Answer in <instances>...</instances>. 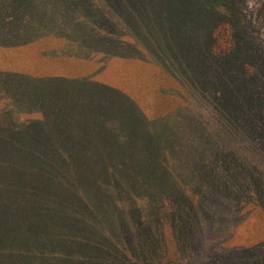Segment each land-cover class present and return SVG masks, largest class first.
Wrapping results in <instances>:
<instances>
[{
	"label": "rangeland",
	"instance_id": "374dc122",
	"mask_svg": "<svg viewBox=\"0 0 264 264\" xmlns=\"http://www.w3.org/2000/svg\"><path fill=\"white\" fill-rule=\"evenodd\" d=\"M87 1L100 13V16L94 15L91 25L86 21L90 16L73 14L69 18L72 22H79L78 27H71L73 32L68 30L61 34L54 29L49 34L51 37L44 38L45 31L40 40L31 34L24 44L11 48L0 46V72L11 71L38 79L48 76L68 79L69 82L63 83L69 89L64 87L56 94L59 97L79 96L90 103L74 112L75 122L84 128V116L89 118L94 111L95 116L100 115L95 120V129L102 131L95 135L99 137L103 131H115L117 136L108 139L115 145L123 144L117 139L120 133L135 130L140 114L148 117L144 125L146 128H158L162 133L172 132L175 135L173 142L179 143L180 150L183 146L187 151L197 149L196 142L199 140L203 142L202 146H209V133H213L214 140L219 136V141L224 143L220 151L214 147L215 160L227 164L219 175L224 177L227 169L229 177L223 180H228L230 184L241 183L243 188L236 192L215 188L214 202L210 201V208L205 210L212 211L211 219L216 222L217 230L209 237L204 264H221L228 256L231 262L232 247H248L264 242V191L259 201L251 199L253 187L260 186L261 182L264 184V0ZM32 5V15L35 16L40 9H37L34 0ZM52 13L59 15L61 11L53 10ZM227 20L237 29L236 47L233 44L231 48L225 47L221 43L219 31ZM92 26L94 31L88 33ZM81 30L85 32H79ZM2 36L1 43L4 44L8 36L6 33ZM82 46L89 49L79 50ZM42 51L54 52L60 62L41 58ZM69 57L77 64L63 62ZM17 80L22 86L20 79ZM2 90H6L5 84ZM16 94L3 93L6 97ZM25 94L35 95L21 93ZM133 102L137 104L138 111L133 108ZM109 103L116 109L118 117L105 113ZM20 116V121L31 118V115ZM35 116L40 118L41 114L35 113ZM186 137L190 140L185 142ZM167 141L165 144L170 143V140ZM104 142L102 139L89 140L91 146L108 144ZM200 149L202 147L196 152ZM95 165L90 171L85 164H78L75 172L68 173L65 177L67 184H64L77 190L70 196L66 194L68 197L63 199L67 210L60 206L44 207L49 215L47 221H42L44 212L40 213L38 206L35 208L32 205L31 198L24 197L27 200L24 202L21 192L36 197L34 185L19 179L18 174L11 177V191L0 185V264H9L10 260L28 263L32 254L44 264L53 262L57 258L53 257V244L59 239L66 246L63 249L69 251V213L74 215L77 211L81 220L86 218L83 227L86 228V222H89L95 230L89 237L86 231L88 239L100 245L99 251L107 249V253L97 254L92 264H161L166 254L175 252L182 223L163 217L153 226L148 220L150 213L146 202L141 216L147 224L141 230H133L132 211L136 208L131 200L134 191L131 182L137 184L132 181L137 174L136 166L133 164L128 179L110 180L112 187L110 193H106L95 176ZM113 165L118 167L117 163ZM216 168L218 170L219 167ZM74 173L77 175L74 176ZM145 181H142L141 187H144ZM23 187L32 189L24 190ZM119 187L126 190L124 194L114 193ZM65 192L68 190L54 187L50 201L63 202L60 197ZM80 192L86 195L84 200H87L83 210L73 204L77 200L76 193ZM186 193L171 194L172 200L164 209L165 216L170 218L176 214L175 218L182 217V210H186L185 201L194 200L193 193ZM50 201L45 198L42 203ZM12 203L13 208L19 205L22 208V213L13 223L7 221L3 214L12 209ZM215 203L218 205L215 206ZM115 208L124 209L121 221L111 215ZM106 214L111 220L105 217ZM24 218L29 224L27 228L18 224H24ZM114 220L121 223L115 224ZM107 227L110 231H106ZM157 236L159 255L155 259L150 249L154 248L153 239ZM24 240H29L33 249L28 254H22ZM81 245L83 249V243ZM144 245L150 253L142 255L141 260L136 259L134 252L142 250ZM4 246L8 249L4 250ZM87 251L86 248V254ZM13 255H16L15 258L11 257ZM59 259L72 263L88 260L91 264L93 256L82 258L68 252ZM188 264H193V261Z\"/></svg>",
	"mask_w": 264,
	"mask_h": 264
},
{
	"label": "trees",
	"instance_id": "16d2710c",
	"mask_svg": "<svg viewBox=\"0 0 264 264\" xmlns=\"http://www.w3.org/2000/svg\"><path fill=\"white\" fill-rule=\"evenodd\" d=\"M34 1L37 9H40V12L35 16L32 15L33 0H0V29L3 28L0 32V46L11 48L24 44L26 43V38L30 37L31 34L40 40L43 37L42 32L44 33L45 31L44 38L51 37L49 34L54 29L60 31L61 34L68 30L69 32H73L71 27L79 26L78 21L72 22L69 18L73 14L90 16L86 19L90 25L92 24L94 15L100 16V13L95 11L96 7L87 0H81L80 3L72 2L73 0ZM53 10L61 11V13L57 15V13H52ZM34 20L36 21L33 22ZM227 21L225 24H222V30L219 31L221 43L225 47L231 48L232 44L236 47L237 38H235V33H237V29L231 21ZM94 26H92L90 31L87 30V32L94 31ZM79 32L83 33L85 31L81 30ZM4 33L8 36V40L2 44V34ZM53 38L57 37L53 35ZM238 41L241 44L239 35ZM85 47H79V50L89 49ZM17 78L23 83L22 86ZM66 81L69 82L68 79L54 76L38 79L11 71L0 72L1 187L7 191L9 189L11 191V177L17 174L19 175V179H25L34 185L36 187L34 189L37 193L35 194L36 197H30V193H21L23 198L32 199V205L35 208L38 206L37 208L40 213L41 211L44 212L42 221H47L49 215L45 213L44 207L60 206L66 209V202L63 199L68 197L66 194L70 196L74 193V190H77L74 188L72 190V187L66 185L65 177L68 176V173L72 174L75 172L78 164H85L90 171L92 165L98 164L95 165L97 166V171L94 170L96 172L95 176L98 178L100 184H102L106 193H110L109 190L112 187L110 180L128 179L134 164L137 174L133 176L132 181L135 180L137 184L133 185L131 182L134 190L131 200H133L132 203L136 208L134 212L132 211L134 220L133 230H141L147 224V221L141 216L143 214L142 206L146 202L150 213L148 220L153 226L157 220H161L164 217L166 220H176V223L180 221L183 227L180 234H178V241L174 248L175 252L166 254L161 264H188L190 261H193V264H204L206 261V248L209 246V237L212 232H216L217 230L216 222L214 223V219H211L212 211L207 212L205 210L210 208L211 202H214L212 198L215 188L219 187L220 191H222V188H226L225 192H228V190L236 192L243 188L241 183L236 185L235 183H228V180H223L229 177L227 176V169L224 177L219 175L220 170L226 167L227 164L224 165L225 162L215 160L214 147L220 151L224 142L219 141V136H216L214 140L213 133H209V138L207 139V143L210 144L209 146H202L203 142H199L200 140L197 141L198 143L196 142L197 149L202 147L199 152H196L197 149L194 148L191 151H187L184 146L180 150V148L178 149L179 143L175 144L173 142L175 135L172 132L162 133L158 128H151V130L148 127L146 128L144 125L148 117L140 114V120L135 123V130L129 129L119 134L117 139L121 140L123 144H112L108 139H113L117 136L115 131H103V135L99 137L95 135H98L102 131L97 130V128L95 129V120L99 119L100 115L95 116L94 111L91 112L89 118L88 116H84V120H82L85 124L84 128H80L78 123H76L74 112L85 104L89 105L90 103L85 102L79 96L59 97L56 92L63 91L62 88L64 87L67 88L66 86L68 85L65 86ZM3 84H5L6 90H2ZM4 92L17 94L16 96L6 97L3 95ZM21 93L35 95H21ZM132 106L138 111L137 104L134 105L133 102ZM108 107L110 110L106 109L105 113L107 112L113 118L119 116L112 104L109 103ZM35 113H40L41 117H33ZM20 114H24L27 117L31 115V118H29L30 120L20 121ZM109 132L112 133L107 134ZM133 138L135 139L132 141L133 144L128 145L129 141ZM91 139L95 141L102 139L108 144L91 146L89 144V140ZM167 140H170V143L165 144L168 142ZM187 140H190V138L186 137L185 142ZM213 143L219 145L215 146ZM114 163H117L118 167L117 165H113ZM68 167L69 169H67ZM216 167H219L218 170ZM78 173L80 172L78 171ZM76 175L74 173V176ZM145 179L144 187H141L142 181ZM56 186L68 190V192H65L60 197L63 202L50 201V197L53 195V190ZM23 188L24 190L28 188L32 189L31 187ZM118 190L119 192H116ZM125 191V189L122 190L119 187L114 193L124 194ZM263 191L264 184L261 182L260 186L253 187V197L251 199L259 201L260 196L263 195ZM174 192H177V195H180L182 192L184 195L188 194L186 192H189V194L193 193L194 200L190 202L185 201L186 210H182L181 218H175L176 214L169 218L164 213V209L169 206V201L172 200L171 194ZM76 194L77 200H74L73 204L78 209L83 210L84 202H87V200H84L86 195L81 192ZM25 198L24 202L27 201ZM45 198H48L50 203H42ZM206 203L208 204L205 205ZM217 205L215 203V206ZM13 206L14 203L10 204V208L12 209L9 212L3 213L8 218L7 221L11 223L22 213L20 205L17 208H13ZM215 209L216 207L213 211ZM1 210L2 204L0 205ZM123 211L124 209L118 210L115 208V212H112L111 215L113 214L116 219L121 221L122 215L125 214ZM76 213L74 215L69 213L71 227L68 231L66 230L68 233L67 247L69 251L63 249L66 246L60 242V239L57 240L53 244V257L57 258H54L53 262L48 261V264H89L88 260L72 263V261L67 262L64 259H59L60 257L64 258V255L68 252L74 255L77 254L82 258L92 255L93 260H90L91 264L95 263L97 254L107 253L106 248L99 251L101 249L100 245L96 244L94 240L88 239L89 235L95 233V230L89 222H86V228H84L83 223L86 221V218L81 220L79 211ZM105 217L111 220L107 214ZM119 221L114 220L115 224L121 223ZM18 224L23 228H27V225H29L26 218H24V224ZM109 229L107 227L106 231H110ZM86 231L88 237L85 235ZM153 240L155 246L152 250L150 247L149 249L155 254L154 258L156 259L159 255L157 252L159 236ZM82 243L83 249L81 248ZM23 245L25 246V250L22 254L32 252L33 249L30 247L29 240H24ZM3 248L4 250L8 249L5 246ZM49 248L50 246L48 245ZM86 248L88 249L87 254ZM146 249L144 245L142 250L134 252V257L141 260L143 256L150 253ZM230 251L233 254L231 262L228 256L221 264H264V242L248 247H232ZM15 256L11 257L15 258ZM30 257L29 262L23 264H44L35 254L30 255ZM9 264L22 263L10 260Z\"/></svg>",
	"mask_w": 264,
	"mask_h": 264
},
{
	"label": "crops",
	"instance_id": "0c3cea01",
	"mask_svg": "<svg viewBox=\"0 0 264 264\" xmlns=\"http://www.w3.org/2000/svg\"><path fill=\"white\" fill-rule=\"evenodd\" d=\"M40 56H41V58L48 59L50 61H59L60 62L58 55L52 51H42ZM63 62H69V64H77V62L71 60L70 57L64 59Z\"/></svg>",
	"mask_w": 264,
	"mask_h": 264
}]
</instances>
